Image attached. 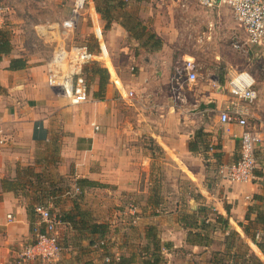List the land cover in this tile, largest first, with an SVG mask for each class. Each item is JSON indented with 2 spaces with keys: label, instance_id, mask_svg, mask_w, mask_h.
Masks as SVG:
<instances>
[{
  "label": "crops",
  "instance_id": "1",
  "mask_svg": "<svg viewBox=\"0 0 264 264\" xmlns=\"http://www.w3.org/2000/svg\"><path fill=\"white\" fill-rule=\"evenodd\" d=\"M124 1L127 14L148 10V0ZM66 2L63 20L72 8ZM86 11L100 43L91 49L93 63L109 74L106 46L131 33L116 21L105 46V23L93 0ZM139 22L163 38L158 24ZM57 24L14 14L0 23L11 43L0 61V264H105L107 256L130 264H263L264 153L256 151L254 178L246 184H230L219 172L240 157L242 128L220 121L233 97L220 88L186 109L173 101L168 56L158 55L165 64L157 78L146 58L130 85L109 74L104 91L89 64V99L72 105L47 85L51 55L34 43L54 48L49 37L61 35L42 38L37 27ZM203 103L215 108L200 110ZM130 204L137 217L128 213ZM40 205L59 219L62 254L53 262L19 263L24 248L45 231L34 211Z\"/></svg>",
  "mask_w": 264,
  "mask_h": 264
},
{
  "label": "rangeland",
  "instance_id": "2",
  "mask_svg": "<svg viewBox=\"0 0 264 264\" xmlns=\"http://www.w3.org/2000/svg\"><path fill=\"white\" fill-rule=\"evenodd\" d=\"M5 2L16 17L27 21L37 18L38 22L42 23H61L70 10L66 0H5ZM44 2L46 4H43ZM147 7V12L135 13L133 16L144 25L158 24L159 33L163 35V38H160L162 47L159 50L149 51L142 48L127 32L115 36L112 47H108L105 41L107 32L103 25L104 44L112 63L106 61L113 81L119 84L117 74L125 87L130 85L133 74L138 75L140 68L146 65V58L151 62L150 71H153L155 78L165 64L158 55L168 56L166 64L169 66L170 77L179 61L192 58L197 65L198 84L185 86V96L180 94V98L171 93L174 95V102L193 110L199 107L202 96L207 99L214 98L212 94L220 88L230 97L227 91L230 77L240 72H248L254 77L255 89L258 92L253 111L261 120L264 118V54L254 47L246 46L245 30L228 5L221 3L216 8L208 9L195 0H148ZM13 14L6 13L5 18L9 19ZM153 27L150 31L158 35V31ZM71 39L75 44L87 45L93 51L99 50L100 43L95 37L88 11L83 12ZM34 43L42 48V55L52 54L51 45ZM235 45H244L246 52L236 49ZM133 55H137L136 59ZM221 80L224 83L221 84ZM119 103L122 107H127L129 102L119 99ZM124 114L128 115L127 111H124ZM254 124L259 126L260 121L254 119L252 125Z\"/></svg>",
  "mask_w": 264,
  "mask_h": 264
},
{
  "label": "built area",
  "instance_id": "3",
  "mask_svg": "<svg viewBox=\"0 0 264 264\" xmlns=\"http://www.w3.org/2000/svg\"><path fill=\"white\" fill-rule=\"evenodd\" d=\"M195 1L208 9L221 3L228 5L246 32V46L257 47L264 53V0ZM68 2L72 4L68 18L56 26L40 25L37 30L42 38H48V35L54 33L61 35L60 40L49 37V41H54L55 44L46 63L47 85L55 89L59 95L66 97L72 105H79L86 103L89 99L84 69L97 59V55L87 45H78L71 40V36L77 29L83 12L90 5L91 0H68ZM9 11L10 7L5 0H0V23L5 21V15ZM101 35L102 32L99 30V38ZM235 48L246 52L244 45H235ZM197 81V65L192 58H185L175 65L170 84L176 95L185 86L195 84ZM255 85L254 77L248 72L235 74L230 77L227 84V91L233 97V107L221 113L220 121L224 125L235 123L242 128L239 160L232 165L221 166L219 170L221 177L230 184H246L252 181L256 168V151L260 149L264 153V118L261 120V117H258L253 111L258 99ZM129 96H133V92H130ZM254 119L260 121L259 126L252 125ZM34 211L39 217L40 223L44 225L45 231H38L35 241L27 245L18 256V262L56 261L63 251L55 234L59 219L46 206H37ZM128 213L137 217V206L130 204ZM261 261L264 264V253H261ZM109 262L110 258L106 257L104 263Z\"/></svg>",
  "mask_w": 264,
  "mask_h": 264
},
{
  "label": "trees",
  "instance_id": "4",
  "mask_svg": "<svg viewBox=\"0 0 264 264\" xmlns=\"http://www.w3.org/2000/svg\"><path fill=\"white\" fill-rule=\"evenodd\" d=\"M94 2L97 13L101 16V19L105 23V30H109L114 22L122 20L121 23L123 26L131 33L133 38L141 43L143 48L148 49L149 51H155L162 47L161 39L158 38L153 31L145 30L139 20H137L133 15L127 14V12H125L126 2L124 0H94ZM10 51L11 43L8 33L0 29V61L2 56L9 54ZM15 66H17V64H15ZM91 70L95 75L100 77V90L104 91L109 75L107 69L98 66L96 63H93ZM85 74L86 67L84 69V75ZM220 83L222 84L224 81L221 80ZM107 257L110 258V262L107 264H130V261L124 257Z\"/></svg>",
  "mask_w": 264,
  "mask_h": 264
},
{
  "label": "water",
  "instance_id": "5",
  "mask_svg": "<svg viewBox=\"0 0 264 264\" xmlns=\"http://www.w3.org/2000/svg\"><path fill=\"white\" fill-rule=\"evenodd\" d=\"M208 107L209 108H215V105H213V104L206 105V104L203 103V104L200 105L199 109L201 110V109H205V108H208Z\"/></svg>",
  "mask_w": 264,
  "mask_h": 264
}]
</instances>
